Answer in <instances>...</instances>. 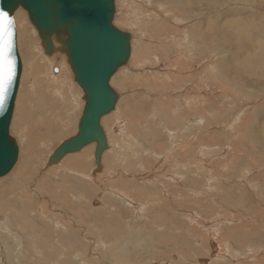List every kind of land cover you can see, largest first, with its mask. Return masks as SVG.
<instances>
[{"label":"rangeland","instance_id":"374dc122","mask_svg":"<svg viewBox=\"0 0 264 264\" xmlns=\"http://www.w3.org/2000/svg\"><path fill=\"white\" fill-rule=\"evenodd\" d=\"M242 1L116 0L113 24L132 34V53L111 77L120 102L102 121L111 143L104 169L95 174L94 144L45 168L48 155L77 132L81 90L64 52L55 51L64 57L62 75L73 88L42 77L40 60L51 56L20 8L27 31L16 20L22 70L9 130L19 154L0 178V203L12 207L13 220L0 229V241L13 249L11 257L0 252L2 260L80 264L74 254L83 250L86 264H264V0ZM215 47L222 56L212 54ZM198 108L205 126L190 122ZM78 156L90 177L63 172ZM188 174L193 181L181 185ZM19 188H31V197ZM99 229L109 240L106 249L96 239ZM16 232L23 241L11 238ZM27 233L38 255L23 251L32 245Z\"/></svg>","mask_w":264,"mask_h":264},{"label":"water","instance_id":"95a60500","mask_svg":"<svg viewBox=\"0 0 264 264\" xmlns=\"http://www.w3.org/2000/svg\"><path fill=\"white\" fill-rule=\"evenodd\" d=\"M18 8L27 12L46 54L53 52L55 44L65 53L73 79L84 95L77 133L63 140L47 163H57L95 141V164L101 169L107 142L100 118L114 108L117 99L109 81L130 56L131 34L112 24L114 0H0V12L7 13L11 21L6 27L10 32L7 59L12 68L5 103L0 106V177L9 173L18 158V146L9 134L22 70L13 21Z\"/></svg>","mask_w":264,"mask_h":264},{"label":"bare ground","instance_id":"6f19581e","mask_svg":"<svg viewBox=\"0 0 264 264\" xmlns=\"http://www.w3.org/2000/svg\"><path fill=\"white\" fill-rule=\"evenodd\" d=\"M231 3V2H230ZM244 3H246V0H243L242 1V4H244ZM177 9V8H176ZM20 8H18V9H16V11H15V14H14V16H13V21H14V25H15V22H16V20H19L20 21V24L22 23V26H23V28H24V31H27V28L25 27V24L27 23V20H26V18H25V15H24V13H19L20 12ZM202 10V9H201ZM115 11H116V0H114V11H113V19H112V24H113V20H114V15H115ZM128 11V10H127ZM158 11V10H157ZM174 10H170V12H172L174 15H175V17H176V19H178V20H184L183 19V17H181L180 15H178L177 14V11H176V13H174L173 12ZM229 11V10H228ZM184 15V14H183ZM129 16H128V12H127V15L125 16V19L127 20V21H129V22H131L130 20H131V18H128ZM186 18V17H185ZM18 22V21H17ZM26 22V23H25ZM29 24V23H28ZM27 24V25H28ZM114 25V24H113ZM115 26V25H114ZM18 27V26H17ZM116 27V26H115ZM22 28V29H23ZM117 28V27H116ZM15 29H16V25H15ZM119 29V28H118ZM119 30H121V29H119ZM31 31H32V33L33 34H36V31H35V29H34V27H31ZM123 31V30H122ZM22 33H24L23 31H22ZM127 33H129V32H127ZM182 41L184 42V40H182V38H181V40H180V42L178 43V46L179 47H181L182 46ZM132 34H131V38H130V56H131V53H132ZM40 44H41V42H40ZM42 46V45H41ZM43 48V47H42ZM44 50V49H43ZM57 50V44H55V48H54V50H53V52L51 53V54H48V55H50L51 57H49V59L47 58V57H42L41 58V60H40V62H42L43 61V63L45 64V66H46V69H45V71H44V73L42 74V75H44V76H42V77H44V79H48L50 82H52L53 83V85H56V84H61V86L62 87H65V85L67 86V85H71L70 83H69V81L68 82H65L66 81V79H64V76L62 75V71L63 70H61L62 69V67L64 68V64H62L63 63V61H64V57L62 56V55H60V54H57V52H55ZM58 51V50H57ZM212 51V54H216V57H218V56H222L223 54L220 52V51H218V49H216V47L213 49V50H211ZM56 54H55V53ZM58 52H60V51H58ZM45 53V52H44ZM259 53V52H258ZM46 54V53H45ZM208 54V53H207ZM211 54V55H212ZM130 56H129V59H130ZM254 56V55H253ZM256 57V56H255ZM255 57H253V58H255ZM128 59V60H129ZM254 60H256V59H254ZM128 62V61H127ZM127 62L124 64V65H122V66H120L117 70H116V72L120 69V68H122V67H124L126 64H127ZM247 62V61H246ZM60 64H62L61 65V67L60 66H58V65H60ZM58 66L59 68H58V71H59V73L57 74V75H55L54 74V71H53V67L54 66ZM69 66V65H68ZM215 67H219L217 64L216 65H214ZM248 66V65H247ZM244 67V66H243ZM246 67V66H245ZM54 69H56V68H54ZM31 70H33V68L31 67ZM121 70V69H120ZM30 72V71H29ZM55 72H57V69H56V71ZM26 73V72H25ZM29 75V74H28ZM67 75V74H66ZM33 76V75H32ZM34 76H35V74H34ZM41 77V78H42ZM67 79H68V77H67ZM34 80V79H33ZM35 80H36V77H35ZM74 80V79H73ZM75 82V81H74ZM109 85L111 86V88L116 92V95H117V99H116V102H115V104H114V108L109 112V113H107V114H105V115H102L101 116V118H100V125H101V127H102V129H103V133H104V135H105V137H106V142H107V148L102 152V155H101V158H100V164H101V166H102V156H103V153L104 152H106V150H108L109 149V147H110V143H111V140L109 141V137H108V135L106 134V131L104 130V127H103V125H102V121H103V119H104V117L105 116H107V115H109L110 113H112L113 111H114V109H115V111H117L118 110V108H119V102H120V94H119V92L115 89V88H113L112 87V85H111V78H110V81H109ZM72 86V85H71ZM78 86V85H77ZM79 87V86H78ZM71 88V87H70ZM72 88H73V86H72ZM60 89V88H59ZM79 89L81 90V88L79 87ZM71 90V89H70ZM60 91H61V89H60ZM78 92V96H79V100H81V103H82V106H83V108H84V104H85V101H84V99H83V92H82V90H81V93H80V91H77ZM72 93V92H71ZM73 94V93H72ZM17 96V95H16ZM246 97V96H245ZM248 97V96H247ZM75 98V97H74ZM73 98V99H74ZM72 100V99H71ZM80 102V101H79ZM15 103H16V100H15ZM246 105V104H245ZM14 107H15V104H14ZM83 108H82V111H83ZM201 112H198V113H195L194 114V116L190 119V122H191V124L193 125V126H195V125H200L199 124V119H201V122L200 123H205V125H206V120L204 119V116H203V110H201L200 108H198ZM195 111H197V107L194 109ZM193 110V111H194ZM225 110V109H224ZM244 110H245V108H244V106L241 108V110H240V112L242 113L241 114V116L244 114ZM114 111V112H115ZM13 112H14V109H13ZM82 115V114H81ZM214 115V114H213ZM225 115V114H224ZM237 115V117L236 118H234L235 120H237V121H239V119H241V116H240V118H238V116H239V111L237 112V114H235L234 116H236ZM12 116H13V113H12ZM201 116V117H200ZM234 116H232V117H234ZM81 117V116H80ZM80 117H79V120H78V123H79V121H80ZM225 119V118H224ZM233 119V120H234ZM211 120H212V118H211ZM11 121H12V117H11ZM78 123H77V131H78ZM10 124H11V122H10ZM204 124L203 125H200V126H205ZM9 130H10V127H9ZM26 130V129H25ZM179 130H181V129H179ZM77 133V132H76ZM9 134H10V132H9ZM75 135V134H74ZM73 135V136H74ZM12 136V135H11ZM24 137H26L25 136V134H24ZM13 138V137H12ZM14 140H15V142H16V144H17V146H18V143H17V141H16V139L15 138H13ZM197 139V136L196 135H194V136H192L191 137V139L189 140V142L187 143V144H191V142H194L195 140ZM92 144H94V147H96V142L95 141H93V142H90L88 145H86V146H84L82 149H84L85 147H87V146H89V145H92ZM81 149V150H82ZM80 150V151H81ZM180 150H182V149H180ZM80 151H76V152H71V153H68V154H66L63 158H61L57 163H54V164H48V163H46L45 164V168L47 169L48 167H51V166H54V165H57L60 161H62V160H64L65 158H67V156H72V155H76L78 152H80ZM94 151H95V148H94ZM53 152V151H52ZM52 152L48 155V158H49V156L52 154ZM18 154H19V147H18ZM48 158H47V161H48ZM93 158H94V152H93ZM169 158V157H168ZM18 159V158H17ZM170 159V158H169ZM168 159V160H169ZM82 157H72L71 158V161L68 163V164H66V166H63V172L64 173H69V172H71V173H75V175L76 174H78V175H81V176H88V177H90L88 174L86 175L85 173H87V172H85L84 170H83V167L81 166L82 165ZM71 162H76V163H78L77 165H76V163H75V165L76 166H71L70 164H71ZM166 163V162H165ZM94 164H95V158H94ZM94 164H93V168H91V170H90V172H92L93 174H95V173H98V172H100V170L101 169H104V165L101 167V169H98L97 168V166H96V164H95V166H94ZM102 172H104V170H102ZM106 172V171H105ZM8 174V173H7ZM6 174V175H7ZM5 176V175H4ZM129 176V175H128ZM134 176V175H133ZM132 176V177H133ZM181 176H183V174L181 175ZM195 176V175H194ZM194 176H190L189 174L188 175H186L185 177H184V181L183 182H180V184L181 185H186L189 181H193V177ZM3 177V176H2ZM1 178V177H0ZM138 179V178H137ZM221 182H223V181H221ZM35 185V184H34ZM256 186H257V184H255ZM255 185H253V186H255ZM24 186V185H23ZM257 188V187H256ZM31 189V188H30ZM30 189H23V188H19V191H20V195H22L23 193L25 194V195H27L28 197H31V195H32V192L30 191ZM180 189V186L179 185H177V187L175 188V190H179ZM16 190V189H15ZM16 191H18V189L16 190ZM180 191V190H179ZM120 192V191H119ZM122 192V191H121ZM259 192H261V191H259ZM263 192V191H262ZM113 194H116V192L115 191H113L112 192ZM11 195H15L14 194V192L11 194ZM100 195V194H99ZM117 195V194H116ZM124 195V194H123ZM149 196V195H148ZM147 197V196H146ZM39 198V197H38ZM148 198V197H147ZM128 199V198H127ZM39 200V199H38ZM123 200H125V199H123ZM137 200V199H136ZM21 201H23V199L21 200ZM64 201V200H63ZM65 202V201H64ZM147 202H148V200H147ZM131 203V202H130ZM133 203V202H132ZM62 204H64V203H62ZM141 204V203H140ZM221 204H223V203H221ZM139 205V204H138ZM143 205V204H142ZM146 205V204H145ZM12 206V205H11ZM45 206H47V205H45ZM60 206V205H59ZM98 206H100V205H98ZM141 206V205H140ZM144 206V205H143ZM143 206H141V207H143ZM62 207H63V205H62ZM62 207H60V208H62ZM119 208V207H118ZM140 208V207H139ZM223 208V207H222ZM221 208V209H222ZM45 209H46V207H45ZM68 209V208H67ZM220 209V208H219ZM133 210H134V208H133ZM11 211H12V207L11 208H4L3 206H2V204L0 203V215H2L3 217H4V219H3V224L0 226L1 228V230H3V232H5V230L7 229V228H9V227H11V225H12V223H13V220H12V218L10 217V213H11ZM141 211V210H140ZM47 212H49L48 210H47ZM55 212V211H54ZM53 212V213H54ZM70 212V211H69ZM116 213V212H115ZM139 213V212H138ZM141 213V212H140ZM136 214V213H135ZM24 215H26V214H24ZM33 215H35V214H33ZM50 215V214H49ZM116 215V214H115ZM137 215V214H136ZM263 215V214H262ZM17 216V215H16ZM121 216V215H120ZM119 216V217H120ZM142 216V215H141ZM218 216V215H217ZM1 217V216H0ZM38 217V215L36 216V218ZM136 217V216H135ZM140 217V216H139ZM19 218V217H18ZM80 218V217H79ZM225 218V217H224ZM227 218V217H226ZM17 219V218H16ZM20 219V218H19ZM23 219V218H22ZM39 219V218H38ZM93 219V218H92ZM131 219V218H130ZM195 219V218H194ZM1 220V219H0ZM18 220V219H17ZM60 220V219H59ZM62 220H64V219H62ZM75 220L76 219H72L71 221H69V223H72L75 227H78V228H81V230H77V233L78 232H81L80 234V236L82 237V238H84V239H89L88 237V235H87V230L83 227V224L81 225V224H77L76 222H75ZM139 220V219H138ZM221 220V219H220ZM240 220V219H239ZM26 221V220H25ZM35 221V220H34ZM77 221H79V220H77ZM84 221V220H83ZM93 221V220H92ZM20 222V221H19ZM75 222V223H74ZM2 223V222H1ZM0 223V224H1ZM23 223V222H22ZM45 223V222H44ZM62 223H63V221H62ZM62 223H59V222H57V221H55V224H54V226H60V227H62ZM91 223V222H90ZM156 223V222H155ZM192 223V222H191ZM15 224H17V223H15ZM24 224H26V223H24ZM29 224V223H28ZM64 224V223H63ZM6 225V226H5ZM66 225V224H65ZM91 225V224H90ZM90 225L88 226L89 228H91L90 227ZM98 225V224H97ZM133 225V224H132ZM141 225V224H140ZM237 225V224H236ZM7 227V228H6ZM19 227H20V225H19ZM46 227V226H45ZM64 227V231H65V229H67V227L66 226H63ZM92 227H93V229H95L96 230V227L94 226V225H92ZM98 227V226H97ZM18 228V227H17ZM87 228V227H86ZM88 228V229H89ZM102 228V227H101ZM139 228V227H138ZM189 228V227H188ZM227 228H228V226H227ZM232 228V227H231ZM235 228H237V226L235 227ZM238 228H241V227H239V225H238ZM72 229V228H71ZM12 230V229H11ZM14 230V229H13ZM70 230V226H69V229H68V231ZM98 230V229H97ZM234 230V229H233ZM9 230H7V232H8ZM99 231H100V229H99ZM144 231V230H143ZM239 231V230H238ZM6 232V233H7ZM14 232V231H13ZM12 232V233H13ZM29 232V231H28ZM47 232V231H46ZM101 232V231H100ZM9 233V232H8ZM1 234V233H0ZM17 234H19V233H14L13 234V236H11V238L13 239H15V238H17L19 241H23V239L21 240V238L23 237V236H21L20 237V239H19V237L17 236ZM32 235V234H31ZM233 235V234H232ZM44 236V235H43ZM97 236L99 237H97L96 239L98 240V243H100V245H102V247L104 248V249H106V247L108 246L107 245V241H109L108 239H107V241L105 240V238H104V236L102 235V232L101 233H97ZM24 237H26L27 239H26V241L28 242V243H31L32 245L30 246L31 248H24V250L23 251H25V252H29V250H32V251H30V253L32 252L33 254H39V250L38 249H35V248H37L35 245H33V238H32V236H30L29 235V233H27V235L26 236H24ZM42 237V236H41ZM10 238V237H9ZM32 238V239H31ZM48 238V237H47ZM41 239V238H40ZM59 239V238H58ZM3 240V239H2ZM16 240V239H15ZM14 240V244H15V251H16V253H18L19 254V252H20V249L21 248H19V245H18V243H20L18 240L17 241H15ZM90 240V239H89ZM198 240V239H197ZM38 241V240H37ZM51 241V240H50ZM201 241V240H200ZM4 242V241H3ZM46 242V241H45ZM64 242V241H63ZM93 242V241H92ZM8 242L5 240V246L4 245H2V241H0V252H2V254L3 253H5V254H7L9 257H11L12 256V247H10L11 245L8 243ZM84 243V242H83ZM95 244H97L96 242H95ZM111 244V243H110ZM61 245V244H60ZM232 245V244H231ZM66 246V245H65ZM84 246H86V245H84ZM112 246V245H111ZM242 246V245H241ZM254 246V245H253ZM113 247V246H112ZM189 247V246H188ZM53 248V247H52ZM57 248V247H56ZM62 248V247H61ZM65 248V247H64ZM229 248H232V247H229ZM241 248V247H240ZM239 248V249H240ZM23 249V248H22ZM234 249V248H233ZM57 251H58V249H56ZM60 250V249H59ZM85 250V249H84ZM65 251V250H64ZM83 251V250H82ZM82 251H79V252H77V253H75L74 254V256H76V258H80V264H86V257H87V253H86V251L85 252H82ZM214 251H217V249L215 248L214 249ZM240 251H241V249H240ZM59 252V251H58ZM100 252V251H99ZM108 252V251H107ZM29 253V254H30ZM71 253V252H70ZM235 253V252H234ZM244 253H246V252H244ZM243 253V254H244ZM14 254V253H13ZM239 254H241L240 252L238 253V255ZM20 255V254H19ZM56 255H58V254H56ZM60 256L61 255H65V254H63V251L62 252H60V254H59ZM66 255H67V253H66ZM214 255V254H213ZM236 255V254H235ZM242 255V254H241ZM260 255V254H259ZM5 256V255H4ZM220 256V255H219ZM225 256V255H224ZM232 256H234V255H232ZM240 256V255H239ZM14 257H16V256H14ZM21 257H22V255H21ZM221 258H222V256H220ZM235 257V256H234ZM94 258V257H93ZM103 258H105V257H103ZM225 258H228V257H225ZM238 258V257H237ZM236 258V259H237ZM259 258V257H258ZM1 259V258H0ZM9 259V258H8ZM101 259V258H100ZM239 259H240V257H239ZM242 259V258H241ZM262 259V258H261ZM2 260V259H1ZM7 260V258L5 259V261L4 260H2V263L1 264H7L6 261ZM232 260V259H231ZM238 260V259H237ZM236 260V261H237ZM252 260V259H251ZM139 261V260H138ZM137 261V262H138ZM212 261V260H211ZM225 261H226V259H224V263H225ZM253 261V260H252ZM255 261H257V259L255 260ZM261 261H263V260H261ZM1 262V261H0ZM13 262H14V260H13ZM90 263V262H89ZM106 263H107V261H106ZM219 263V262H218ZM260 263V262H259ZM15 264H19V261H18V259L16 260V262H15Z\"/></svg>","mask_w":264,"mask_h":264},{"label":"snow or ice","instance_id":"6c2138e0","mask_svg":"<svg viewBox=\"0 0 264 264\" xmlns=\"http://www.w3.org/2000/svg\"><path fill=\"white\" fill-rule=\"evenodd\" d=\"M10 23L7 13L0 12V106L5 103L7 88L12 78L11 62L7 59L10 32L6 25Z\"/></svg>","mask_w":264,"mask_h":264}]
</instances>
